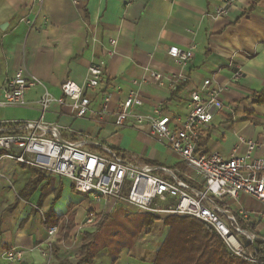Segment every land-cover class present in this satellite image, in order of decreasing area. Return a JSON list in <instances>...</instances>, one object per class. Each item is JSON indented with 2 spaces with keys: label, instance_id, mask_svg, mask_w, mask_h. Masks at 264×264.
I'll return each instance as SVG.
<instances>
[{
  "label": "crops",
  "instance_id": "crops-1",
  "mask_svg": "<svg viewBox=\"0 0 264 264\" xmlns=\"http://www.w3.org/2000/svg\"><path fill=\"white\" fill-rule=\"evenodd\" d=\"M222 2L0 0V86L22 68L59 98L63 82L83 85L90 64L103 60L105 85L88 93L94 114L75 118L68 107L54 103L43 120L57 124L66 140L85 136L91 150L94 145H106L137 163L152 161L192 175L166 145L150 136L146 126L127 122L117 127L111 114L100 115L98 91L111 95L110 112L134 91L143 101L140 112L149 113L160 105L164 112L183 117L189 109V93L209 80L221 90L223 109L203 131L201 139L207 134L209 139L202 153L228 157L239 137L258 141L264 135V103H254L252 96L264 89V0H234L227 16L216 17L215 10ZM110 40L115 42L112 47ZM169 47L192 49V57L178 66L167 55ZM110 48L113 55L108 57ZM150 72L159 73L161 83L151 80ZM42 93L41 86L29 89L24 95L25 106L18 108L21 116L0 121L37 120ZM243 152L241 145L238 154ZM32 181L35 185L27 201L20 199L18 194ZM37 204V209L50 217L47 225L58 229L51 239ZM228 204L233 210L248 211L253 221L249 228L264 237V220L258 217L264 213L262 204L244 194ZM89 211L108 214L102 204L76 193L68 180L47 174L37 179L32 171L0 155V264H76L83 233L93 230L84 224ZM69 214L75 227L67 240L59 242ZM56 219L58 223L53 224ZM164 219L160 218L148 235H140L132 248L123 249L115 264H152L168 231ZM50 242L54 253L48 260ZM8 252L22 257L10 262ZM92 264H112L107 250L99 251Z\"/></svg>",
  "mask_w": 264,
  "mask_h": 264
},
{
  "label": "built area",
  "instance_id": "built-area-1",
  "mask_svg": "<svg viewBox=\"0 0 264 264\" xmlns=\"http://www.w3.org/2000/svg\"><path fill=\"white\" fill-rule=\"evenodd\" d=\"M35 1L41 3L43 0ZM233 2L223 0L215 10V16H227ZM114 44L113 40L109 41L110 47ZM107 54L108 57L113 55L111 48ZM167 55L176 65L182 66L192 57V49L182 51L169 47ZM104 74L103 60L92 63L83 85L65 81L60 85L61 97L55 98L40 82L19 68L0 86V109L23 108L26 91L41 86L40 117L35 121H0L3 157L43 174L68 180L76 193L94 204H102L105 213L124 207L158 218L176 216L199 221L215 232L232 255L257 264L258 261L247 253L245 243L261 236L249 228L253 222L250 213L242 208L233 210L228 201L237 200L240 194H244L264 207V135L256 142L239 137L228 157L218 152H198L203 131L210 127L214 115L223 109L219 98L221 90L212 87L209 80L203 82L202 88L189 93V109L183 117L164 112L160 105L154 106L149 113L140 112L143 101L134 91L110 112L111 95L105 90L98 91L100 115L111 114L117 127L127 122L146 126L150 136L166 145L193 172L192 175L172 167L137 163L106 145H94L91 150L85 136L76 141L66 140L57 124L43 120L54 103L68 107L75 118L93 115L88 93L105 85ZM235 75L238 76V72ZM149 78L161 83L162 76L150 72ZM241 145L244 152L238 154ZM37 211L42 224L47 227L49 239L53 238L58 232L57 227L47 225L44 214L39 209ZM258 217L264 220V213ZM93 221L94 211H91L84 224L91 225ZM46 251L49 260L51 242ZM6 257L13 262L22 255L8 252Z\"/></svg>",
  "mask_w": 264,
  "mask_h": 264
},
{
  "label": "trees",
  "instance_id": "trees-1",
  "mask_svg": "<svg viewBox=\"0 0 264 264\" xmlns=\"http://www.w3.org/2000/svg\"><path fill=\"white\" fill-rule=\"evenodd\" d=\"M252 7L250 8V10ZM252 101L256 104L264 103V89L255 92ZM9 127V126H7ZM209 134L206 138L200 139L198 152H204ZM112 148V147H111ZM113 150L120 152L116 148ZM4 154L0 151V155ZM145 164H158L152 161H145ZM21 168L30 170L37 179L43 174L35 169L20 165ZM35 182H29L18 197L27 201L28 195L34 189ZM57 197L54 198V201ZM39 207V204L36 205ZM72 207H69V211ZM91 211L88 212V215ZM46 223L49 222V215L44 214ZM63 219V218H61ZM160 218L147 213H128L124 209L115 208L111 213H94V221L90 226L92 231L84 232L80 254L76 264H92L95 255L105 249L107 250L112 264L118 259L123 249H130L140 235H148L154 224ZM58 219L52 221L58 223ZM164 227L167 234L157 251L156 258L152 264H250L245 260L232 255L224 246L222 240L207 225L190 218H179L168 216L164 219ZM55 226V225H51ZM75 227L73 216L69 214L64 228L60 231V241L68 239L71 230ZM248 254H251L257 264H264V237H258L253 242L245 243ZM51 253H54L52 246Z\"/></svg>",
  "mask_w": 264,
  "mask_h": 264
},
{
  "label": "rangeland",
  "instance_id": "rangeland-1",
  "mask_svg": "<svg viewBox=\"0 0 264 264\" xmlns=\"http://www.w3.org/2000/svg\"><path fill=\"white\" fill-rule=\"evenodd\" d=\"M21 112L22 109H18V108L0 109V119H17L19 118V116H21ZM175 160H176L175 157L171 159V161H175ZM125 211L128 213H138V212H132L131 210H125Z\"/></svg>",
  "mask_w": 264,
  "mask_h": 264
},
{
  "label": "water",
  "instance_id": "water-1",
  "mask_svg": "<svg viewBox=\"0 0 264 264\" xmlns=\"http://www.w3.org/2000/svg\"><path fill=\"white\" fill-rule=\"evenodd\" d=\"M6 26V24H4L3 26H1L2 28H4Z\"/></svg>",
  "mask_w": 264,
  "mask_h": 264
}]
</instances>
